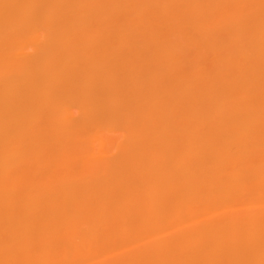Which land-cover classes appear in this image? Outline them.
<instances>
[{
    "label": "bare ground",
    "instance_id": "6f19581e",
    "mask_svg": "<svg viewBox=\"0 0 264 264\" xmlns=\"http://www.w3.org/2000/svg\"><path fill=\"white\" fill-rule=\"evenodd\" d=\"M0 264H264V0H0Z\"/></svg>",
    "mask_w": 264,
    "mask_h": 264
}]
</instances>
